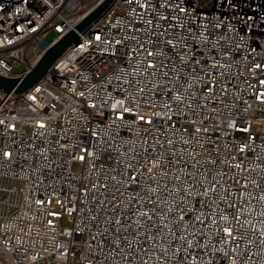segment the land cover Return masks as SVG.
<instances>
[{"label":"built area","instance_id":"obj_1","mask_svg":"<svg viewBox=\"0 0 264 264\" xmlns=\"http://www.w3.org/2000/svg\"><path fill=\"white\" fill-rule=\"evenodd\" d=\"M100 1L0 0V75ZM79 38L0 88V264H264V0H113Z\"/></svg>","mask_w":264,"mask_h":264},{"label":"water","instance_id":"obj_2","mask_svg":"<svg viewBox=\"0 0 264 264\" xmlns=\"http://www.w3.org/2000/svg\"><path fill=\"white\" fill-rule=\"evenodd\" d=\"M112 1L101 0L92 7L73 28L49 44L37 58L33 67L23 76L3 77L0 75V88L9 92L12 90L23 91L32 86L69 45L80 41V32L86 31Z\"/></svg>","mask_w":264,"mask_h":264},{"label":"rangeland","instance_id":"obj_3","mask_svg":"<svg viewBox=\"0 0 264 264\" xmlns=\"http://www.w3.org/2000/svg\"><path fill=\"white\" fill-rule=\"evenodd\" d=\"M54 36H55V31L54 30H49L47 33H46V38L48 39V40H51V39H53L54 38ZM35 53H36V51H33L32 53H31V56L33 57V56H35ZM63 224H68L67 223V221H66V219L64 218L63 219Z\"/></svg>","mask_w":264,"mask_h":264}]
</instances>
